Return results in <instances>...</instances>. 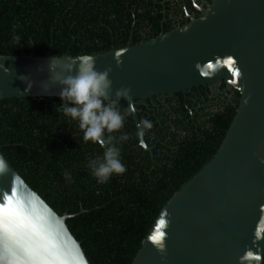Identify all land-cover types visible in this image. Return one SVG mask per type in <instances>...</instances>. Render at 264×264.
<instances>
[{
  "label": "water",
  "instance_id": "1",
  "mask_svg": "<svg viewBox=\"0 0 264 264\" xmlns=\"http://www.w3.org/2000/svg\"><path fill=\"white\" fill-rule=\"evenodd\" d=\"M209 1L184 26L92 55L97 70L110 69L113 93L128 89L118 102L128 105L136 130V100L221 82L239 94L216 153L162 208L131 264L264 262V0ZM49 57L0 56V102L59 99L54 85L39 89ZM20 76L33 81L30 90ZM71 217L56 214L0 153V221L31 237L25 246L43 257L24 252L19 235L5 241L0 226V264H90L67 227Z\"/></svg>",
  "mask_w": 264,
  "mask_h": 264
},
{
  "label": "trees",
  "instance_id": "2",
  "mask_svg": "<svg viewBox=\"0 0 264 264\" xmlns=\"http://www.w3.org/2000/svg\"><path fill=\"white\" fill-rule=\"evenodd\" d=\"M163 1L0 0V56L76 57L124 48L130 37L131 46L147 42L161 32ZM238 103L237 93L216 121L211 150L201 147L204 134L194 135L180 138L172 157L157 141L153 155L140 145L131 111L119 101L125 120L112 135L128 136L118 143L126 170L106 183L87 167L104 149L83 140L77 123L59 112L58 98L1 101L0 153L56 214L72 216L67 227L90 264H131L162 208L216 153Z\"/></svg>",
  "mask_w": 264,
  "mask_h": 264
},
{
  "label": "clouds",
  "instance_id": "3",
  "mask_svg": "<svg viewBox=\"0 0 264 264\" xmlns=\"http://www.w3.org/2000/svg\"><path fill=\"white\" fill-rule=\"evenodd\" d=\"M47 70L49 75L40 83V92L48 93V87L54 85L61 100L59 112L77 123L85 142L91 141L104 149L101 156L88 161L90 174L98 183H106L112 175L124 173L126 169L120 159L118 143L126 141L128 136L112 133L119 132L124 124L126 113L118 107V98L126 95L128 89H117L113 93L110 69L97 70L95 57L89 54L66 58L51 56ZM19 79L25 82V91L32 88L33 81L27 76ZM151 128L150 120L141 119L137 125V138H142ZM64 175L65 178L69 176L68 173Z\"/></svg>",
  "mask_w": 264,
  "mask_h": 264
},
{
  "label": "flooded vegetation",
  "instance_id": "4",
  "mask_svg": "<svg viewBox=\"0 0 264 264\" xmlns=\"http://www.w3.org/2000/svg\"><path fill=\"white\" fill-rule=\"evenodd\" d=\"M160 4L163 17L160 30L166 33L188 24L191 18H199L200 10L208 8L210 1L164 0ZM165 30L169 31L165 32ZM237 93L225 82H221L213 89L209 86H201L185 93L136 100V109L141 119H148L152 123V128L145 131V138L149 141V153L153 155V149L157 145L152 144L157 141L170 150L174 157L180 154L177 148L181 139L186 140L187 137L191 139L194 135L199 137L201 134H204L202 149L211 150L215 146L217 136L216 121L225 117L227 104L234 106ZM174 137L179 139L176 141L177 145L174 144ZM159 149L160 152L164 151V148ZM203 159L205 158L200 160Z\"/></svg>",
  "mask_w": 264,
  "mask_h": 264
},
{
  "label": "snow or ice",
  "instance_id": "5",
  "mask_svg": "<svg viewBox=\"0 0 264 264\" xmlns=\"http://www.w3.org/2000/svg\"><path fill=\"white\" fill-rule=\"evenodd\" d=\"M0 226H2L4 228V233H5L4 239H5V241H7L10 238L9 233H11L12 236L19 235V238L15 240V243L18 244L24 252H27L30 255L35 256L37 258H41V259L43 258L38 251H36L35 249H33L31 247L25 246L27 244V240H30L31 237H28L26 234H17L14 231V226H12L8 220L0 221ZM20 226H22V225H20ZM153 239H156V237H154ZM5 250L11 251V249H8L7 246H6ZM13 254H15V253H13Z\"/></svg>",
  "mask_w": 264,
  "mask_h": 264
},
{
  "label": "bare ground",
  "instance_id": "6",
  "mask_svg": "<svg viewBox=\"0 0 264 264\" xmlns=\"http://www.w3.org/2000/svg\"><path fill=\"white\" fill-rule=\"evenodd\" d=\"M138 111V110H137ZM143 138V137H142ZM140 140V139H139ZM143 142H144V140H143ZM144 144H145V142H144ZM141 145V144H140ZM145 150H147V151H149V149L147 148V146H146V144H145V147H143Z\"/></svg>",
  "mask_w": 264,
  "mask_h": 264
}]
</instances>
